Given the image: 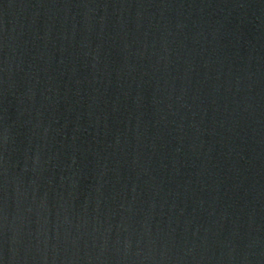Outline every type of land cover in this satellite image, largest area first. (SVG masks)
<instances>
[{
	"label": "water",
	"instance_id": "95a60500",
	"mask_svg": "<svg viewBox=\"0 0 264 264\" xmlns=\"http://www.w3.org/2000/svg\"><path fill=\"white\" fill-rule=\"evenodd\" d=\"M0 264H264V0H0Z\"/></svg>",
	"mask_w": 264,
	"mask_h": 264
}]
</instances>
